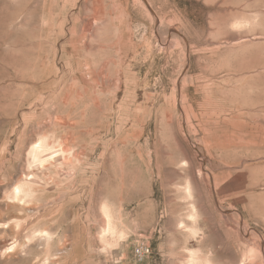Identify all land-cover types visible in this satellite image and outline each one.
<instances>
[{"label":"rangeland","instance_id":"rangeland-1","mask_svg":"<svg viewBox=\"0 0 264 264\" xmlns=\"http://www.w3.org/2000/svg\"><path fill=\"white\" fill-rule=\"evenodd\" d=\"M0 264H264V0H0Z\"/></svg>","mask_w":264,"mask_h":264},{"label":"built area","instance_id":"built-area-1","mask_svg":"<svg viewBox=\"0 0 264 264\" xmlns=\"http://www.w3.org/2000/svg\"><path fill=\"white\" fill-rule=\"evenodd\" d=\"M148 250L146 249V247H142V248H137L135 250V255L138 257H144L147 254Z\"/></svg>","mask_w":264,"mask_h":264},{"label":"bare ground","instance_id":"bare-ground-1","mask_svg":"<svg viewBox=\"0 0 264 264\" xmlns=\"http://www.w3.org/2000/svg\"><path fill=\"white\" fill-rule=\"evenodd\" d=\"M241 177V176H240Z\"/></svg>","mask_w":264,"mask_h":264}]
</instances>
